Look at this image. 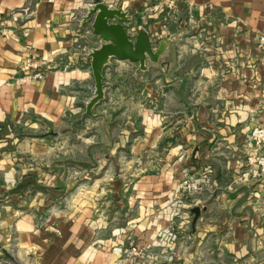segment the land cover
<instances>
[{
	"label": "crops",
	"instance_id": "0c3cea01",
	"mask_svg": "<svg viewBox=\"0 0 264 264\" xmlns=\"http://www.w3.org/2000/svg\"><path fill=\"white\" fill-rule=\"evenodd\" d=\"M97 1L171 43L145 71L112 58L95 119ZM262 37L264 0H0V264H264ZM206 169L170 253L184 170Z\"/></svg>",
	"mask_w": 264,
	"mask_h": 264
},
{
	"label": "water",
	"instance_id": "95a60500",
	"mask_svg": "<svg viewBox=\"0 0 264 264\" xmlns=\"http://www.w3.org/2000/svg\"><path fill=\"white\" fill-rule=\"evenodd\" d=\"M119 19L120 22H112ZM131 17L128 12L122 9L111 8L102 1H97L88 10L86 21L91 23L93 33L99 37L102 44L89 54L91 60V71L94 77V95L87 103L85 117L99 118L101 116L93 114V108L104 99V70L110 60H129L139 64V71L148 69L147 60L158 63L160 57L168 49L171 40L164 39L155 47L149 36L145 32L132 35V27L126 26ZM194 215L193 226H195L201 214V209L195 207L191 210Z\"/></svg>",
	"mask_w": 264,
	"mask_h": 264
},
{
	"label": "built area",
	"instance_id": "2783aa9c",
	"mask_svg": "<svg viewBox=\"0 0 264 264\" xmlns=\"http://www.w3.org/2000/svg\"><path fill=\"white\" fill-rule=\"evenodd\" d=\"M260 42L264 44V38H260ZM27 68L38 69V64L32 61L24 63ZM32 78H42L40 72L26 76L22 81H27ZM3 131V127L0 125V132ZM247 140L251 141L256 148V153L252 155L248 161L251 166H254L252 175L254 177H262L264 175V121L260 126L254 127L247 135ZM212 184V177L210 170L203 171H188L184 170L183 179L174 194V204H177V208L173 212V218H179L185 223L190 220L188 206L185 200L187 198L195 197L210 188ZM190 207V206H189ZM187 209V211H184ZM179 240V234L170 227L164 230L162 233V241L166 244L170 253L175 252L176 244ZM137 249L133 248L130 253L136 252ZM11 264V263H10Z\"/></svg>",
	"mask_w": 264,
	"mask_h": 264
},
{
	"label": "rangeland",
	"instance_id": "374dc122",
	"mask_svg": "<svg viewBox=\"0 0 264 264\" xmlns=\"http://www.w3.org/2000/svg\"><path fill=\"white\" fill-rule=\"evenodd\" d=\"M264 216V215H263ZM192 218H193V214L191 213V215H190V220H189V223L192 221ZM263 219H264V217H263ZM185 222L182 220L181 221V219H179V218H175V219H173L172 220V223L170 224V226L168 227V228H170V227H172V228H174V230L179 234V239L181 238V233L183 232L182 230L184 229H186V228H182L181 230L179 229V226L180 225H182V224H184ZM189 223H186V225L188 226V224ZM184 226V227H187V226ZM188 230V229H187ZM179 231V232H178ZM162 237V236H161ZM133 249V248H132ZM139 252H141L142 254H143V252H144V250H142V251H140L139 250Z\"/></svg>",
	"mask_w": 264,
	"mask_h": 264
}]
</instances>
